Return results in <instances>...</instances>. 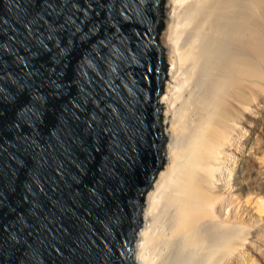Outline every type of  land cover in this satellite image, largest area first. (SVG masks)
<instances>
[{
  "label": "water",
  "instance_id": "1",
  "mask_svg": "<svg viewBox=\"0 0 264 264\" xmlns=\"http://www.w3.org/2000/svg\"><path fill=\"white\" fill-rule=\"evenodd\" d=\"M166 0H0V264H136L165 163Z\"/></svg>",
  "mask_w": 264,
  "mask_h": 264
},
{
  "label": "bare ground",
  "instance_id": "2",
  "mask_svg": "<svg viewBox=\"0 0 264 264\" xmlns=\"http://www.w3.org/2000/svg\"><path fill=\"white\" fill-rule=\"evenodd\" d=\"M166 7L160 40L168 48L170 78L159 99L170 139L146 196L134 260L257 264L250 254L264 248V227L225 208L234 201L233 182L264 213V176L250 161L264 163L263 122L247 141V156L234 157L232 165L254 119L248 114L264 100V0H167Z\"/></svg>",
  "mask_w": 264,
  "mask_h": 264
},
{
  "label": "rangeland",
  "instance_id": "3",
  "mask_svg": "<svg viewBox=\"0 0 264 264\" xmlns=\"http://www.w3.org/2000/svg\"><path fill=\"white\" fill-rule=\"evenodd\" d=\"M166 4H167V0H166ZM164 30H165V24H164V28H163V30L161 32V35H162V33H163ZM161 35H160V39H161ZM162 46H163V49L165 51L166 58H167L168 48H167V46L165 44H162ZM167 62H168V70H169L170 65H169L168 59H167ZM169 78H170V75H169V71H168L166 84L169 81ZM162 105H163V110H164L163 111L164 141H165V146L167 147L168 146V143H169L170 135H169V132L167 130V123L165 122V119H164L165 116H166V107H165V105L163 103H162ZM248 116H250V118H254V119H252L251 122H249L250 124L247 126L248 128H250V130H248L247 132H244V135L239 139V142L236 145V149H238V150H235L236 152L234 154H232V157H233V159H232V165H233V160L235 158H236V160H238L240 162L241 157L247 156L248 153H247V151L245 153V149L247 147H249V145L247 143L248 139L249 138H253L256 135H258V132L257 133H254L253 130L256 129V128H258L259 122H263V124H264V100L263 101H260L259 104H258L257 109H254L253 113H250L249 112ZM263 142H264V139H263ZM256 154H257L256 157H263L262 151H258ZM166 159H167V155L165 154V163H166ZM250 161L252 163L253 169L256 170V171H259L260 174H262L261 177H263L264 176V173H261V168H263L262 171H264V163L262 161L260 162L257 159L255 160L252 157H250ZM165 163H164V165H165ZM164 165H163V167H164ZM163 167H162V169H163ZM252 173H254L253 175H255V172L254 171ZM232 177L233 178L235 177L234 174H233ZM239 180L241 181L242 179L239 178ZM242 183H243V181H242ZM260 183H261V185H264L262 181H260ZM153 184H154V182H153ZM237 187H239V186H237ZM230 190H231L230 191V195H231L230 198L232 199L231 201H233V199L235 201V197H236V200L237 201H235V202L233 201L232 202L233 204L230 203L225 208V213L228 210L227 213L229 215L231 214L232 216H235L236 213H238L239 216L241 215L242 217H244L245 220L249 219V221H250L249 223H252L253 221H255V225H256L255 228H257L259 230L261 229V227H264V213L261 212V214H260V211L258 209L259 208L258 207V204L253 200V198H248V195L245 194L244 192H238L236 190V185H234L233 182H232V185H231ZM252 196H254V195H252ZM145 208H146V200H145V204H144L143 213H144ZM142 216H143V214H142ZM143 222H144V220L142 218L141 226H142ZM141 226H140V228H141ZM254 237L252 238V235H250V238H251L250 240H255L256 239V236H254ZM254 248H255V246H254ZM263 249L264 248H262V250L260 251V253H259V251L257 252L256 249H255V251L253 252L254 254L251 251L246 250V253L245 254L247 255L249 253H252V254H250V257H251V255H253V256L255 255L254 258L256 259L257 264H264V252H263ZM134 253H133V256H134Z\"/></svg>",
  "mask_w": 264,
  "mask_h": 264
}]
</instances>
